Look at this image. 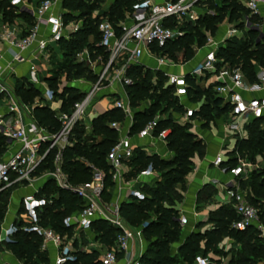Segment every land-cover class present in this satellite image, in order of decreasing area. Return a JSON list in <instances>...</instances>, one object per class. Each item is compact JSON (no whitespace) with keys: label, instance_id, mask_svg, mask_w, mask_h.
<instances>
[{"label":"trees","instance_id":"16d2710c","mask_svg":"<svg viewBox=\"0 0 264 264\" xmlns=\"http://www.w3.org/2000/svg\"><path fill=\"white\" fill-rule=\"evenodd\" d=\"M96 1L100 0H61V8L68 12L67 8L70 6L79 11L85 7L93 8ZM131 1L132 3H130ZM144 1L115 0L107 13L94 19L90 18L91 10L80 12V20H82L80 29L67 39L63 38L58 42L59 52L52 51L49 59V66H52L49 72L50 77L44 79L47 87L53 93L54 100L60 101L59 112L69 111L74 103L80 101L84 96L81 88L78 87H66L59 93L57 82L61 76H64L67 82L72 79H84L93 83L97 80L89 66L77 63V55L87 50L92 59L96 60L101 57L103 63L107 60V53L99 46L98 24L100 21L107 19L116 27L118 22L125 19L124 9L129 3L131 4H129L131 6L129 12H133L135 5ZM214 1L207 0L204 4L207 3L208 7L215 9L219 15L213 18L215 22L212 21V18L210 21L207 20L204 23V28L210 34H214L217 24L227 18L230 23L236 24L237 29L243 30L241 38H230L217 50V60L231 68L239 69L248 83H256L258 67L264 69V34L254 29L253 23L258 18L251 16L249 11L240 4V0H221L223 4L221 7H216L218 5H214ZM1 4L5 5L4 10L1 11L5 21L11 23L15 20H22L28 26L33 24L30 16L16 14L14 9L9 7L7 0L1 1ZM62 16L66 24L73 20L68 13H63ZM203 20L201 18L195 25L184 24L181 28L185 33L184 36L167 43L160 53L171 61L181 60L186 63L192 60L194 39L196 50L205 46V36L197 28ZM257 36L261 37L259 42H256ZM252 45L254 49H251ZM128 76L132 79L133 85L125 87L124 90L130 106L135 110L134 123L130 129L131 134H136L159 112L157 114L160 117L158 130L170 129L167 150L173 155L171 159L164 160L157 155L147 156L143 151L136 149L129 162L130 171L126 175V179L136 178L148 168L160 174V179L153 184L145 183L144 188L140 190L143 195L142 199L131 197L130 202L120 205V215L126 224L130 228H142V236L147 243L145 252L139 258V264H194L195 258L198 256L204 258L209 257L210 254L217 256V246L225 238L235 240L241 246L240 250L232 253L229 264H260L264 258V242L258 237L257 231L253 227L245 231L232 228L236 215L231 204H222L216 210L211 211L207 223L212 228L203 233H191L178 247L176 254H172V245L179 241L182 232L178 221L179 214L175 207L183 200L182 194L187 188L186 177L194 167L193 160L196 157L202 159L205 156L206 145L195 134L190 133L188 127L181 126L174 121V115L181 116L185 110L179 99L173 95V88L165 86L166 78L162 72L135 66L128 71ZM185 79L188 84L187 98L189 102L191 104L202 102L193 119L207 124L206 119L212 112L216 113L219 118L228 114L229 105L224 104L222 99L215 95L214 89L213 91L204 89L191 75H186ZM25 85L24 79H17L14 91L26 105H31L36 98L40 97L41 90L36 86L26 88ZM144 101L147 103L143 108H140V103ZM33 117L48 132L55 133L59 130L56 112L49 107H36ZM123 121V114L119 110L111 109L92 120L90 134L85 133L83 124L78 123L75 126L70 138L72 146L66 147L61 156V170L71 185L79 186L91 180L92 172L87 166L90 164L106 172L105 193L108 188H113L114 183L111 181V176L108 173L109 166L105 159L110 148L116 142L118 134L109 127V124ZM260 123V119H257L245 127L247 138L237 143L235 154L252 155L254 151H257L256 155L264 161V134L259 131ZM4 150V141L0 136V155ZM55 154L56 151L53 150L45 157L35 172L36 176L54 170ZM236 163L237 160L234 157L222 165L233 167ZM240 184H242L241 190L246 192L250 204H258L255 193L264 195V172L253 171L246 180L240 181ZM214 195V188L209 185L205 186L198 193L197 201L199 203L208 202ZM10 198L11 190L6 189L0 192V231ZM37 199L45 201V204L37 212L38 224L42 227L52 228L61 236L71 237L74 227L67 225L66 221L80 209L81 200L79 197L69 191L59 189L53 180H47L40 188ZM259 203V220L264 226V202L260 201ZM23 214L24 209L20 203L18 217L12 224L16 231L8 241L0 243V252L4 250L10 252L22 264H49L47 252L41 250V236L32 231L22 230V227L26 226L21 218ZM150 214L155 216L154 220H150ZM91 228L95 240L101 246L107 249L113 247L117 235L115 230L101 220L95 221ZM83 241L85 239L82 236ZM68 255L69 259L64 264H101L99 253L96 250L83 252L77 249ZM208 260L209 264H221L220 259L209 258Z\"/></svg>","mask_w":264,"mask_h":264},{"label":"built area","instance_id":"2783aa9c","mask_svg":"<svg viewBox=\"0 0 264 264\" xmlns=\"http://www.w3.org/2000/svg\"><path fill=\"white\" fill-rule=\"evenodd\" d=\"M7 1L9 7L13 8L16 14L30 16L33 24L28 26L22 20L10 23L5 21L3 14L0 13V136L5 145V150L0 155V192L11 187L30 189V193L24 195L20 201L24 209L21 218L26 224L22 230L32 231L41 236L42 251H47L48 245H52L57 250L58 255L54 264H64L69 259L68 247L71 240L67 236L56 233L50 227H42L38 224V209L45 204L44 200L37 199L40 190L38 183H44L47 180H53L59 189L69 191L81 200L80 209L73 213L66 223L73 226L76 233H83L87 239L93 235V243L97 246L88 250L89 252L96 250L99 253L101 264H139V258L142 255V229L130 228L120 215V206L104 200L106 174L101 169L87 164L92 172L91 180L79 186L71 185L61 170L62 151L66 147L72 146L70 138L78 123L89 127L85 120L101 115L96 109V106L102 101L98 98L99 94L103 93L100 97H106L105 89L114 84L123 89L132 86L133 81L128 76V71L132 67L140 66L150 69L141 63L143 56L155 62L156 69L154 71L162 72L166 78L165 86L173 88V95L179 99L185 110L178 119L192 124L194 115L198 112L202 102L198 104L189 102L185 75L166 73L162 70L163 67H175L176 65L162 55L160 50L167 43L184 36L185 33L181 29L184 24H196L203 14L201 5L207 0H164L161 3H151L145 0L135 6L132 15L128 16L132 19L130 22L123 20L114 27L107 19H102L98 24L99 46L107 53V60L103 63L101 57H98L90 63L89 67L96 75L97 80L94 83L81 80L88 84L89 88L87 91L81 89L84 93L83 98L74 103L67 112H59L60 106L58 110L51 108L52 104L57 101L54 100L53 93L46 84H42V87L36 86L41 90L40 97L36 98L31 105H26L15 94L14 87L17 78L13 76L12 70L15 64L26 61L24 54L29 49H31V55L39 61L38 66L30 68L31 73L34 75L39 69H45L49 65L51 52H59L58 42L76 33L80 29L79 24L75 22L66 24L62 14H53L52 8L55 0H42L33 7L28 0ZM243 6L251 16H260L259 10L260 7H264V0H243ZM41 28H44L43 32H41ZM255 28L264 34V18H262L261 24ZM230 38L233 36L228 30L227 40ZM205 47L208 50L201 64L190 73L192 77H205L206 73L213 72L218 63L216 52L220 47L211 36L207 37ZM85 53L84 50L77 55V58ZM7 54L10 56V60L3 64ZM256 80L258 84L264 85L263 68H258L256 71ZM248 90L250 88L246 86L245 76L239 69H235L227 81L214 88V93L222 99L224 104L229 105L230 119L249 121L261 119L264 116V98L245 99L242 93ZM112 94L111 106L107 107L105 112L111 109L119 110L123 114L124 121L109 124V127L117 132L118 138L107 153L105 160L109 166L108 173L111 176V181L120 186L124 184V167L133 158L136 149L143 151L147 156H150L152 152L161 159H170L169 156L156 151L159 146L167 149L170 129L158 130L160 117L156 115L136 134H131L130 129L134 123L135 110L130 106L126 93L119 95L114 92ZM58 102L60 103V101ZM36 107H49L56 112L59 122L57 132L50 133L37 123L33 117ZM144 141L147 142L144 143ZM53 150L56 151L54 170L36 176L37 168ZM223 156V154H218L212 161V165L220 168L226 162ZM236 160L235 166H227L223 170L229 176V180L224 185L227 188L228 196L225 204H231L236 215L232 228L245 231L253 227L263 231L264 226L259 220L258 210L250 205L246 193L237 185L240 181L246 180L253 169L250 164L238 156H236ZM153 173L151 168H148L138 178L149 177ZM130 197L142 199L143 195L140 190L134 189L130 192ZM98 220L117 232L114 245L110 249L96 243L91 226ZM15 231L16 229L12 225L3 231L4 235L1 231L0 243L8 241ZM135 243L139 244V254L133 252L132 247ZM194 264H209V260L198 256L195 258Z\"/></svg>","mask_w":264,"mask_h":264},{"label":"crops","instance_id":"0c3cea01","mask_svg":"<svg viewBox=\"0 0 264 264\" xmlns=\"http://www.w3.org/2000/svg\"><path fill=\"white\" fill-rule=\"evenodd\" d=\"M28 1L32 7L35 6V4H38V2H40V0H28ZM104 1H105L104 7L100 13H107L109 7L113 4L115 0H104ZM148 1L151 3H161L164 0H148ZM65 12L66 11L62 10L61 8V0H55L53 8H52V13L53 14H63ZM259 12H260V16H256V17L261 22L262 18H264V7H260ZM124 20L130 22L132 19L128 17V18H125ZM255 27L256 26H254V29H256ZM43 30L44 28H41V32H43ZM228 30H230V33L232 34L233 37L241 38L243 36V30L237 29L236 24L230 23L227 19L224 25L220 27L217 33V36L213 39L214 42L219 45V47H221L223 45V42L227 40ZM30 50L31 49H29L24 54V57L26 59L25 62L20 63V64H15L13 66L12 74L17 79H28V77L33 75L30 71V68L32 66L39 65L38 59L36 57H33V55H31ZM207 50L208 49L205 46L200 49H197L196 54L194 55L192 60L185 63V64H188L189 67H187L188 69L184 70V72H176V70H174L175 68H177L178 65H176L175 67H163L162 70H164L166 73H174V74L185 75V76L190 75V73L201 64ZM9 60H10V56L7 54L5 56V60L3 64ZM146 60L152 61L154 64L149 65ZM141 63L143 65H148L149 68L152 70L156 69L155 62L153 60L148 59L146 56L142 57ZM219 68L224 73H227V74H222ZM43 70L44 69H41V70L39 69L38 72H42ZM234 70H235L234 68L231 69L228 65L223 64L221 61L218 60V63L215 65L213 72L206 73L205 77L196 78V79L200 83L201 80L203 81L206 78L205 79L206 84L207 85L214 84L213 85V89H214L216 86L222 85L223 82L227 81L230 75L234 72ZM206 75L207 76L209 75V77H206ZM246 86L250 88V90L242 93V96L245 99L264 98V85H260L257 82L250 84L246 81ZM38 87H42V86L40 85ZM83 87L84 89L87 88L88 84H85V86ZM110 88L112 92L105 91L104 93V95H107L106 97L108 98H111V95H113L112 93L114 92L119 95L125 94V90L121 88L119 85L114 84ZM59 106H60V103L55 102L52 104L51 108L53 110H58ZM96 109L98 110V114H102L106 111V108L101 107L100 104L96 106ZM178 117L179 115L177 114L174 115L175 119H178ZM93 118H95V116L90 117L89 123H86L87 125H89L86 131L88 130L91 131V121L93 120ZM260 121L264 122V116L260 119ZM251 122L252 121L244 120V119L237 120L236 125L238 127L239 133L243 134V136L241 137L242 140L247 138L245 126L249 123L251 124ZM200 123L201 122H198L195 119L192 120L193 134L197 135L205 143L206 154L202 159H199L196 157L193 160L194 167L191 173L188 174V176L186 177L187 188H186V191L182 194L183 200L181 203L177 204L175 207L179 214L178 220H180V226H181L182 232H181L179 241L175 243L174 245H172V248H171L172 254H176L178 247L184 242V240L191 233H203L204 231L211 229L212 228L211 225L207 223L209 213L211 211L216 210L220 205L227 203V199H228L227 194L223 192V190H221V187H225L224 185L229 180V176L227 175V173L223 172V170L227 166L222 165L220 168H217L212 165V161L218 154H223L224 156H226L227 158L226 162L230 158L236 157L235 155L232 157L227 156L228 153L232 152L233 148L235 147L236 141L233 139H230L228 142V145L226 146V148H224L223 147L224 141L227 138L226 136H230V133L226 132L225 131L226 129L222 127V121L218 123L217 128H216L217 131L216 129L212 131L214 137H212L207 132L205 133L204 131L199 130V126H201L203 122L201 124ZM146 142L147 141H144V143ZM156 151L160 154L169 156L170 159L173 157L172 153L168 152V150L163 148L162 146H159L156 149ZM151 154L152 152L150 153V155ZM152 155H155V154H152ZM261 163L263 164V168H264V161H262ZM124 171H125V174L123 177L124 184H121L120 186H118L117 184L114 183L112 192H110L109 195H104V200L106 202L112 203V204H118L119 206L124 202H130L132 200V198L130 197V192L132 190L134 189L141 190L142 185H144L145 183H151L152 181L154 182L158 178V173L154 172L153 175L149 177H139L138 178V176L140 175L139 174L136 178H133L130 180L126 179V175L130 171L129 163L124 167ZM43 184H44L43 182H39L38 187L41 188ZM208 185L214 188L215 195L212 198V201L199 203L197 201L198 193L202 189H204L205 186H208ZM27 193H30V191H28ZM107 197H108V201H107ZM21 198L18 201L17 208L14 210V212H12L10 219L5 221V218H4L5 222H3L1 226L2 233L4 230L8 229V227L12 225L13 221L17 218V212L20 206ZM75 234L76 236L67 237L69 240H71V244L68 247L69 253H73L77 249L83 252H89L88 250L89 248L91 249L97 246V244L93 243L94 242L93 235L89 239H87L84 237L83 233L75 232ZM82 236L85 239V241L88 242L86 245H83L82 243ZM132 248H133L134 253L136 254L140 253L139 251L140 247L138 243H135ZM146 248H147V243L145 242L144 239H142V246H141L142 254L145 252ZM46 252L49 258V264H54L55 258L58 255L57 250L52 245H48ZM0 264H22V262L18 261L10 252L4 250L0 252Z\"/></svg>","mask_w":264,"mask_h":264},{"label":"rangeland","instance_id":"374dc122","mask_svg":"<svg viewBox=\"0 0 264 264\" xmlns=\"http://www.w3.org/2000/svg\"><path fill=\"white\" fill-rule=\"evenodd\" d=\"M243 0H240V4L241 5H243L242 2ZM104 0H100V1H96L95 2V4H94V6H93V8H87V7H85L84 9H82V10H79V11H76V10H74L73 8H71L69 5V8H67L68 9V12H65V13H68V15H70L71 16V19H73L72 20V22H75L76 24H79V26L81 27V24H82V20H80V12H82V11H85V10H91L90 12H91V16H90V18L91 19H94V18H97V17H99L100 15H102V14H105V13H100L101 12V10L103 9V7H104ZM130 3H132V1L130 2ZM129 3V4H130ZM90 4V3H89ZM127 5L126 6V8L124 9V18H127L128 16H131L132 15V13L133 12H129V9H130V5ZM213 4L215 5H218V6H216V7H221L223 4H222V2H221V0H215L214 2H213ZM136 6V5H135ZM201 7H202V9H203V14H202V16L200 17V19L201 18H203L204 20H203V22H201L198 26H197V28H199L200 30H201V33L205 36V45H206V42H207V37L208 36H211V37H213V39L217 36V33H218V31H219V29H220V27L222 26V25H224V23H225V21L227 20V18H225L224 19V21L222 22V23H220V24H217V26H216V32L214 33V34H210L209 33V31L208 30H206L205 28H204V23L207 21V20H209L210 21V18H212V21H214L215 22V20L213 19V18H215V17H217L219 14V12H217L215 9H213V8H210V7H208V4L207 3H205V4H202L201 5ZM4 8H5V5H0V13H1V11H3L4 10ZM135 8V7H134ZM133 11H134V9H133ZM227 13H228V11H227ZM250 16V15H249ZM199 19V20H200ZM70 20V19H69ZM253 23H254V26H258V25H260L261 24V22L259 21V20H254L253 21ZM260 36H257V38H256V42H259L260 41ZM192 48H193V51H194V55L196 54V41H195V39H194V42L192 43ZM251 49H254V46L252 45V47H251ZM86 51V53L84 54V55H82L80 58H77V63H83L84 65H86V66H89V65H91L90 63H92V62H94L95 60L94 59H92L91 58V56H90V54H89V52L87 51V50H85ZM82 53V52H81ZM80 54V53H79ZM58 56H60V54H58ZM147 61V60H146ZM171 61V60H170ZM173 64H175V65H178L177 66V68H175L174 70H176V72H184V70H186V69H188L187 67H189L188 66V64H185V63H183L181 60H178V61H171ZM147 63L150 65H153L154 63L152 62V61H147ZM148 66V65H147ZM149 67V66H148ZM231 68V67H230ZM51 69H52V66H47L42 72H36L34 75H32V76H30V77H28V79H24V81H25V83H26V85H25V87L26 88H31V87H35V86H42V84L44 83V84H46L45 83V81H44V79H46V78H48V77H50V74H49V72L51 71ZM220 69V68H219ZM232 69V68H231ZM226 71V70H225ZM220 72L222 73V74H227V73H224L221 69H220ZM206 77H209V75L207 76L206 75ZM206 79V78H205ZM201 80L200 81V85H201V87H203L204 89H211V91H213V85L214 84H206V80ZM81 80H84V79H72V81H70V82H67L65 79H64V76H61L60 78H59V80H58V82H57V89H58V92L60 93L61 92V90L63 89V88H66V87H78V88H81V89H83L84 91H87L88 90V88L89 87H87V88H85L84 89V87L83 86H85V83H84V81L83 82H81ZM94 83V82H93ZM106 90V92H112L111 91V88L110 87H108V88H106L105 89ZM102 95V93L101 94H99V96H98V98H100V100H102L101 101V103H100V106L101 107H103V108H107V107H110L111 106V98H108V97H100ZM147 103V101H144V102H142V103H140V105H139V107L140 108H143L144 107V105ZM159 112H157L156 113V115L158 114ZM86 121V123H89V119H86L85 120ZM174 121L176 122V123H178L179 125H181V126H184V127H188L187 129L189 130V132L190 133H193V124H191L190 122H184V121H182V120H180V119H175L174 118ZM220 121H222V127L223 128H225L226 130V132H229L230 133V136H226L227 138L225 139V141H224V145H223V147L224 148H226V146L228 145V142H229V140L230 139H233V140H235L236 141V144H235V147L233 148V150H232V152L231 153H228V156L229 157H232V156H238V157H240V159L241 160H243V161H245L246 163H248V164H250L251 165V168L253 169L252 170V172L253 171H255L256 173H262V172H264V170H263V164L261 163L263 160L258 156V155H256L257 154V151H254L253 153H252V155L250 154V155H246L247 153H242V154H235V151H237L235 148H236V145H237V143L239 142V141H241L242 140V136H243V134L242 133H239V130H238V127H237V125H236V122H237V120H232V119H230V117H229V115L227 114V115H224V116H221L220 118H219V116L216 114V113H214V112H212L211 114H210V116H208V118L206 119V122H207V124H202L201 126H199V130H202V131H204L205 133L207 132V133H209L212 137H214V135H213V133H212V131L213 130H215L216 128H217V125H218V123L220 122ZM199 122V121H198ZM202 123V122H201ZM200 123V124H201ZM248 125H250V123L249 124H247L246 126H248ZM245 126V127H246ZM85 127V133L86 134H90L91 133V131H86V129H87V127L86 126H84ZM216 131H217V129H216ZM259 131H261V133L262 134H264V122H261L260 123V125H259ZM241 132V131H240ZM247 134V133H246ZM261 134V135H262ZM264 136V135H263ZM196 137L198 138V139H200L197 135H196ZM203 141V140H202ZM223 159L226 161L227 160V158H226V156H223ZM262 160V161H261ZM261 161V162H260ZM227 166V165H226ZM228 167H230V166H228ZM232 167V166H231ZM101 171H103L105 174H106V172L104 171V170H101ZM158 179H160V174H158V178H157V180ZM156 181V180H155ZM154 181V182H155ZM153 181L150 183V184H153L154 183ZM149 184V183H148ZM237 185L239 186V188L240 189H242L241 187H242V184H240V182L239 183H237ZM144 186H145V184L144 185H142L141 186V189H143L144 188ZM9 190H11V199H10V202H9V205H8V210H7V213H6V217H5V221L6 220H9L10 219V216L12 215V212H14V210L17 208V204H18V201H19V199L22 197V196H24V195H26L27 194V192L28 191H30V189H28V188H21V189H18V187H11V188H8ZM221 190H223V192H227V188L226 187H221ZM243 191V190H242ZM110 192H112V188H108V190H107V193H106V195H109L110 194ZM243 192H245V191H243ZM208 193V192H207ZM246 193V192H245ZM246 197H247V195H246ZM255 197H256V199H258V204H256V203H252V206L256 209V210H258L259 209V207H260V201H262V202H264V195H261V194H257V193H255ZM248 200V199H247ZM107 201H108V197H107ZM210 201H212V198H211V200ZM248 202H249V200H248ZM250 203V202H249ZM251 205V204H250ZM18 217V216H17ZM155 219V216L153 215V214H150V220H154ZM4 221V222H5ZM5 224V223H4ZM146 225V224H145ZM4 228V227H3ZM137 229H140V228H137ZM142 229V228H141ZM256 231H257V234H258V237L260 238V239H262V241L264 242V230L263 231H261V230H259V229H256ZM74 233V234H73ZM73 236H76V234H75V232L73 231L72 232V235H71V237H73ZM84 242H86V243H84ZM83 243V245H86L88 242L87 241H83L82 242ZM241 249V246L239 245V244H237L236 243V241L235 240H232V239H230V238H225V239H222L221 241H220V243L218 244V246H217V252H218V255L217 256H213V255H211L210 254V256L209 257H207L206 259H209V258H212V259H220V262H221V264L222 263H224V262H229V259H230V257H231V255H232V253L233 252H235V251H237V250H240ZM182 264V263H181ZM260 264H264V258L261 260V262H260Z\"/></svg>","mask_w":264,"mask_h":264},{"label":"bare ground","instance_id":"6f19581e","mask_svg":"<svg viewBox=\"0 0 264 264\" xmlns=\"http://www.w3.org/2000/svg\"><path fill=\"white\" fill-rule=\"evenodd\" d=\"M2 235H4V232H3V234Z\"/></svg>","mask_w":264,"mask_h":264},{"label":"water","instance_id":"95a60500","mask_svg":"<svg viewBox=\"0 0 264 264\" xmlns=\"http://www.w3.org/2000/svg\"><path fill=\"white\" fill-rule=\"evenodd\" d=\"M180 222V220H178Z\"/></svg>","mask_w":264,"mask_h":264}]
</instances>
